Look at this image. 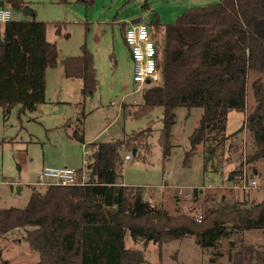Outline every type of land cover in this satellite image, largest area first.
Segmentation results:
<instances>
[{
    "label": "trees",
    "instance_id": "1",
    "mask_svg": "<svg viewBox=\"0 0 264 264\" xmlns=\"http://www.w3.org/2000/svg\"><path fill=\"white\" fill-rule=\"evenodd\" d=\"M2 2L11 11L25 6L23 0ZM77 2L91 6L94 0ZM0 26V108L4 116L16 106L21 113L32 112L45 103V72L60 63L59 50L47 41L45 22L11 20ZM53 27L60 35L61 24ZM154 27L161 29L157 54L162 82L144 89L143 103L133 116L163 109L162 157L169 155L172 112L180 107L202 110L199 125L188 138L189 153L203 144L214 157L228 138L227 115L244 110L248 75L255 73L250 84L255 108L236 133L245 130L251 142L245 163L264 161V0H218L184 10L172 24L162 25L156 18ZM80 52L65 58L61 67L65 78L81 82V95L86 97L95 92L97 79L91 53L85 45ZM137 136L91 143L96 149L86 167V184L33 191L24 208L0 210V235L23 230V241L37 254V264H145L143 253L149 243L162 247L187 236L210 253L224 241L231 251L227 264H264V249L246 245L243 238L251 231L264 234V199L249 208L235 203L205 208L196 223L193 217L170 216L152 207L141 188L119 183L121 152ZM74 137L84 144L82 135ZM77 171L80 178L83 173ZM126 235L137 249L125 247ZM211 257L209 264L214 263Z\"/></svg>",
    "mask_w": 264,
    "mask_h": 264
},
{
    "label": "rangeland",
    "instance_id": "2",
    "mask_svg": "<svg viewBox=\"0 0 264 264\" xmlns=\"http://www.w3.org/2000/svg\"><path fill=\"white\" fill-rule=\"evenodd\" d=\"M23 1L32 10L33 18L13 10L12 21L45 22L47 41L56 42L59 58L78 57L85 45L93 58L97 87L92 95L84 97L71 82L61 90L48 79L45 103L36 110L21 113L20 106H16L4 116L0 108V210L22 209L33 191L43 192L44 188L34 186L43 167H83V144L74 137L75 133L83 135L85 151H90L88 143L126 140L137 134L136 141L121 152L129 161L123 158L119 183L141 188L145 202L170 216L184 215L195 221L196 216L202 219L205 208L234 203L249 208L264 199L261 189H229L236 177L231 175L241 171L254 178L259 187L264 186V161L247 165L245 158L252 151L249 136L245 130L236 133L255 108L250 84L257 74L248 75L244 110L228 113L224 132L228 138L214 157L204 151L203 144L189 153L188 138L199 125L201 109L180 107L172 112L174 125L166 158L159 145L163 109L156 107L143 116H133L143 103L144 89L135 91L132 64L122 41V24L137 17L153 26L156 18L162 25L172 24L184 10L218 0H94L91 6L77 0L64 4L58 0L53 4V0ZM56 23L61 24L60 35L54 33ZM154 29L155 41H160L161 29ZM1 30L2 26L0 33ZM85 180L86 174L84 179L79 178ZM6 234L0 235L1 264H35L37 254L23 241V230L13 232L10 238H5ZM243 238L246 245L264 249L262 232H246ZM124 242L126 248L137 249L129 235ZM230 252L224 241L210 253L187 236L162 247L149 243L143 255L145 264H209L211 255L213 264H227L226 254Z\"/></svg>",
    "mask_w": 264,
    "mask_h": 264
},
{
    "label": "built area",
    "instance_id": "3",
    "mask_svg": "<svg viewBox=\"0 0 264 264\" xmlns=\"http://www.w3.org/2000/svg\"><path fill=\"white\" fill-rule=\"evenodd\" d=\"M10 21L11 10L5 5L0 7V25H4ZM155 38L156 31L154 26L147 24L143 20L138 24H129L123 30V43L129 51L132 64V81L135 91H142L146 87L157 86L162 82V75L158 67L157 42ZM85 148L83 146V157L85 159L83 167L80 169L81 173H83V179L85 178L86 167L90 163V155L92 153V150L85 151ZM124 160L128 161L129 157L125 155ZM77 172L76 169L69 167H43L34 186L47 188L52 186L72 187L85 185L86 180L79 181ZM229 189L249 192L256 189L264 190V186L259 187L254 178L246 175L245 171H241L232 181ZM195 221L196 223H200L201 216H196Z\"/></svg>",
    "mask_w": 264,
    "mask_h": 264
},
{
    "label": "crops",
    "instance_id": "4",
    "mask_svg": "<svg viewBox=\"0 0 264 264\" xmlns=\"http://www.w3.org/2000/svg\"><path fill=\"white\" fill-rule=\"evenodd\" d=\"M0 2H2V0H0ZM51 3L50 4H53V3H55L56 1L55 0H53V1H50ZM66 2H67V0H66ZM25 3V2H24ZM5 5V4H4ZM25 5H26V3H25ZM147 9V8H146ZM137 18H140V17H137ZM137 18H132V19H130L129 21H128V24H122V27H123V29H122V41H123V30L125 29L124 27H126L127 25H129V23L131 22V21H133V20H135V19H137ZM12 20V19H11ZM17 21H23V20H17ZM38 21V20H37ZM46 39H47V33H46ZM53 43V42H52ZM55 44H56V42H54ZM126 47V46H125ZM128 50V49H127ZM128 54H129V51H128ZM68 58H70V57H68ZM129 59H130V56H129ZM64 60V58H61L60 57V63L58 64V66L56 67V68H54V69H48V70H46V72H45V87H47V83H48V79H52L53 81H55L56 83H57V85L59 86V87H61V90H63L64 88H68V87H66V86H68V83L69 82H71V84L73 85V86H77V90L79 91L80 89H81V82L79 81V80H77V79H67V78H65L64 77V75H63V72H62V67H61V62ZM130 62H131V60H130ZM76 81H78V82H76ZM64 87V88H63ZM45 90H46V88H45ZM83 136V135H82ZM83 140H84V137H83ZM111 141H113V140H111ZM85 142V141H84ZM88 144H91V143H88ZM83 146H85L84 144H83ZM86 147V146H85ZM92 149L90 148V151H91ZM135 153H136V151H135ZM129 161V160H128ZM17 232V231H19V230H14V231H12V232H10V233H8V236H7V234H6V236L7 237H5V238H10L11 237V235H12V233L13 232ZM2 237H4V236H2ZM4 238V239H5ZM18 238H20L19 236H18ZM7 240V239H6ZM35 264H37V260L34 262Z\"/></svg>",
    "mask_w": 264,
    "mask_h": 264
},
{
    "label": "water",
    "instance_id": "5",
    "mask_svg": "<svg viewBox=\"0 0 264 264\" xmlns=\"http://www.w3.org/2000/svg\"><path fill=\"white\" fill-rule=\"evenodd\" d=\"M2 6H4V3L3 2H0V7H2ZM22 12H23V14H27V15L31 16L32 18L34 16L32 10H30L26 6L23 7ZM141 22H142V18H137V19L131 21L129 24L130 25H134V24H138V23H141ZM1 45H2V41H1V34H0V46ZM133 153H135V151ZM230 180H231V178L229 179V181Z\"/></svg>",
    "mask_w": 264,
    "mask_h": 264
}]
</instances>
